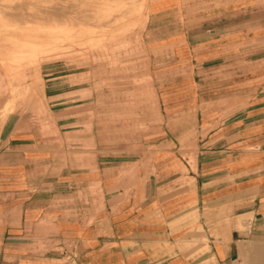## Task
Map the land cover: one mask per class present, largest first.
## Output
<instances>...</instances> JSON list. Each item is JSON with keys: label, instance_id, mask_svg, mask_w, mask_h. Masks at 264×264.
<instances>
[{"label": "rangeland", "instance_id": "obj_1", "mask_svg": "<svg viewBox=\"0 0 264 264\" xmlns=\"http://www.w3.org/2000/svg\"><path fill=\"white\" fill-rule=\"evenodd\" d=\"M0 2V125L36 137L46 157L37 186L86 171L106 182L119 175L118 199L145 184L152 200L179 198L195 189L198 160L222 149L228 130L253 128L239 117L264 94V0ZM164 155V172L176 171L167 177L157 168ZM232 206L177 216L181 258L256 262L264 220L243 213L248 206L231 219ZM235 228L240 252L219 263L211 245Z\"/></svg>", "mask_w": 264, "mask_h": 264}, {"label": "crops", "instance_id": "obj_2", "mask_svg": "<svg viewBox=\"0 0 264 264\" xmlns=\"http://www.w3.org/2000/svg\"><path fill=\"white\" fill-rule=\"evenodd\" d=\"M248 111L239 118L253 128L228 130L225 146L198 160L192 192L158 200L150 199L148 184L118 199L117 191L125 190L117 183L119 175L106 182L86 171L37 186V164L46 157L36 137L17 135L15 129L5 133L0 125V264H194L178 250L180 230H173L172 222L180 214L196 205L233 202L231 219L238 215L235 210L248 206L243 213L252 211L264 220V94L249 102ZM165 158L157 168L163 166L167 177L176 171L164 172ZM64 198L68 203L58 204ZM236 231L213 241L219 263L239 254ZM172 251L177 258L169 255Z\"/></svg>", "mask_w": 264, "mask_h": 264}, {"label": "bare ground", "instance_id": "obj_3", "mask_svg": "<svg viewBox=\"0 0 264 264\" xmlns=\"http://www.w3.org/2000/svg\"><path fill=\"white\" fill-rule=\"evenodd\" d=\"M13 1H16V0H13ZM79 1V0H78ZM87 1V0H86ZM99 1V0H98ZM43 2V1H42ZM54 2V1H53ZM1 3V2H0ZM3 3H5V1L3 2ZM7 3V2H6ZM14 3V2H13ZM17 3V2H16ZM15 3V4H16ZM62 3V2H61ZM103 3V2H102ZM40 4V3H39ZM79 3H77V5H78ZM80 4H81V2H80ZM96 4V3H95ZM94 4V5H95ZM105 4V3H104ZM7 5V4H6ZM9 5V4H8ZM49 5V4H48ZM51 5V4H50ZM55 5V4H54ZM61 5V4H60ZM107 5V4H106ZM11 6V5H10ZM15 6V5H14ZM20 6V5H19ZM30 6V5H29ZM28 6V8H30ZM81 6V5H80ZM79 6V7H80ZM93 6V5H92ZM98 6V5H97ZM1 7H3V6H1ZM9 7V6H8ZM35 7V6H34ZM39 7V6H38ZM54 7V6H53ZM56 7H57V5H56ZM55 7V8H56ZM89 8H90V6H88ZM87 7V8H88ZM16 8V7H15ZM102 8H103V6H102ZM9 10H10V7L8 8ZM7 9V10H8ZM34 9V8H33ZM52 9V8H51ZM100 9V8H99ZM2 10V9H1ZM55 10H57V9H55ZM59 10V9H58ZM103 10V9H102ZM13 11H15V10H13ZM22 11V10H21ZM61 11V10H60ZM63 12V11H62ZM102 12V11H101ZM2 13V12H1ZM28 13V12H27ZM32 13H33V11H32ZM34 13H35V11H34ZM59 13H61V12H59ZM66 13V12H65ZM93 13V12H92ZM138 13V12H137ZM140 13V12H139ZM6 14V13H5ZM73 14H76V13H73ZM103 14V13H102ZM124 14V13H123ZM14 15V14H13ZM29 15V14H28ZM31 15V14H30ZM72 15V14H71ZM86 15V14H85ZM93 15H96V14H93ZM98 15V14H97ZM100 15L101 14H99V17H100ZM105 15H107V14H105ZM8 16V15H7ZM14 16H16V15H14ZM87 16V15H86ZM102 16V15H101ZM18 18H19V16H17ZM29 17V16H28ZM68 17V16H67ZM70 17H72V16H70ZM95 17V16H94ZM16 18V17H15ZM61 18V17H60ZM84 18V17H83ZM103 18V17H102ZM141 18H143V17H141ZM5 19V18H4ZM22 19V18H21ZM53 19V18H52ZM100 19V18H99ZM147 19V18H146ZM7 20V19H6ZM29 20H30V18H29ZM39 20V19H38ZM95 20V19H94ZM105 20V19H104ZM22 22H23V20H21ZM51 21H53V20H51ZM58 21V20H57ZM72 21V20H71ZM75 21V20H74ZM89 21V20H88ZM100 21V20H99ZM145 21V20H144ZM27 23H28V21H26ZM105 22H106V20H105ZM65 23H66V21H65ZM101 23H103L104 24V22H101ZM144 23V22H143ZM147 23V22H146ZM145 25V24H144ZM147 25H148V23H147ZM85 48V47H84ZM87 53V52H86ZM40 62V61H39ZM34 64V63H33ZM28 65V64H27ZM21 66V65H20ZM26 72V71H25ZM28 75V74H27ZM26 77V76H25ZM3 80H4V78H3ZM38 80V79H37ZM32 82V81H31ZM4 83V82H3ZM8 83V82H7ZM14 83V82H13ZM35 84V83H34ZM17 86V85H16ZM14 88H15V86H14ZM17 88H18V86H17ZM1 89V88H0ZM6 89V88H5ZM5 91H7V90H5ZM64 93V92H63ZM9 96V95H8ZM8 98V97H7ZM10 98V97H9ZM7 102V101H6ZM240 251V250H239ZM245 253V252H244ZM250 253V252H249ZM254 264H264V249H261V250H259L258 252H257V254H256V262H254Z\"/></svg>", "mask_w": 264, "mask_h": 264}]
</instances>
